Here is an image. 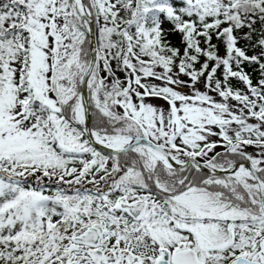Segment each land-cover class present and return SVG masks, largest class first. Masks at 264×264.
<instances>
[{
    "label": "snow or ice",
    "instance_id": "obj_1",
    "mask_svg": "<svg viewBox=\"0 0 264 264\" xmlns=\"http://www.w3.org/2000/svg\"><path fill=\"white\" fill-rule=\"evenodd\" d=\"M0 264H264V0H0Z\"/></svg>",
    "mask_w": 264,
    "mask_h": 264
}]
</instances>
